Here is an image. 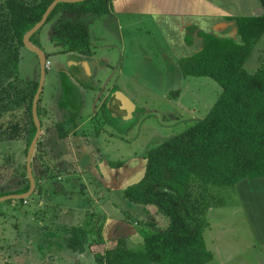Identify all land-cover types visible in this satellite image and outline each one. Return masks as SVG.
I'll return each mask as SVG.
<instances>
[{
    "label": "rangeland",
    "instance_id": "rangeland-1",
    "mask_svg": "<svg viewBox=\"0 0 264 264\" xmlns=\"http://www.w3.org/2000/svg\"><path fill=\"white\" fill-rule=\"evenodd\" d=\"M133 1L149 8L155 4L162 16L177 14L188 18V22L194 20V14H199L203 21L216 9L229 12L226 2L217 0ZM252 1L254 8L245 13L243 8L253 3L234 0L233 14H261L259 4ZM84 20L92 50L91 56H85L88 61H81L91 64L87 78L70 70V62L81 54L65 52L52 42L58 16L48 20L36 35L35 43L48 62L39 101L42 133L33 169L43 194L33 193L25 200L27 203L0 202V264H97L91 252L80 254L68 249L64 238L68 236V225L83 226L92 216L90 211L99 217L102 209L110 222L127 224L136 232L146 233L127 241L130 248L141 251L144 238L166 228L170 221L156 214L151 206L128 201L124 190L143 177L150 150L204 119L222 93V87L211 78L182 75L176 58L192 51L183 45L179 50L171 47L166 33L174 29L167 22H163L162 28L151 16L120 14ZM206 23L209 24L207 20ZM232 27L221 33H231L239 41ZM19 53L18 80L39 81L38 56L25 45ZM183 57L187 56L180 58ZM261 66L264 37L255 44L245 68L253 73ZM174 67L179 70L175 77ZM118 92L135 105L132 116L119 111L114 104ZM26 115L19 110L5 114V118L24 124ZM59 124L64 126L68 140L60 139ZM63 142L67 144L61 146ZM23 144L22 140L0 142V173L5 178L0 179V194L15 191L22 183L26 187L27 157ZM84 150L92 153L87 163L83 161ZM118 174L122 179L115 181ZM100 177L108 180L105 184L110 189L100 183ZM204 188L203 201L208 202V208L201 216L206 224L203 234L206 247L214 256L207 264H264V180L244 179L232 186ZM66 207L75 211V221L65 216L62 209ZM153 218L159 224L154 228L146 226ZM94 222L96 227L102 225L97 219ZM112 235L106 234L110 243ZM90 240L88 236L86 243ZM108 246L103 245L100 251Z\"/></svg>",
    "mask_w": 264,
    "mask_h": 264
},
{
    "label": "trees",
    "instance_id": "trees-1",
    "mask_svg": "<svg viewBox=\"0 0 264 264\" xmlns=\"http://www.w3.org/2000/svg\"><path fill=\"white\" fill-rule=\"evenodd\" d=\"M54 1L0 0V118L19 110L26 112L23 125L11 122L4 131L24 134L27 151L37 131L32 104L39 81L28 85L18 80L19 52L25 34L41 21ZM113 1L59 3L48 18L58 16L59 20L52 42L65 52L91 56L84 19L110 14ZM256 2L261 14L227 18L236 22L238 42L197 31L195 26L187 29L186 43L191 44L197 34L202 49L178 60L180 72L183 76L211 78L222 87V93L204 119L150 150L143 177L124 190L128 201L155 208L156 214L165 216L170 224L146 238L141 251L130 248L125 239H116L101 252L105 245L103 227H96L91 218L83 226L67 229L64 241L68 249L80 254L91 252L97 264H207L213 260L203 234L206 224L201 220L208 208V202L203 201L204 187L264 179V66L253 73L245 68L255 44L264 37V0ZM69 16L72 19L66 20ZM38 32L31 38L36 46ZM40 110L38 107L39 117ZM58 129L60 139L65 140L64 126L59 124ZM25 175L26 187L0 197L26 193L30 181L27 172ZM158 224L153 218L145 225L154 228ZM88 236L91 240L86 243Z\"/></svg>",
    "mask_w": 264,
    "mask_h": 264
},
{
    "label": "crops",
    "instance_id": "crops-1",
    "mask_svg": "<svg viewBox=\"0 0 264 264\" xmlns=\"http://www.w3.org/2000/svg\"><path fill=\"white\" fill-rule=\"evenodd\" d=\"M233 1L234 0H217V2H219V3L226 2L229 12L223 13L222 9H220V8L216 9L217 11H214L211 14H209V18H206L203 21H201L202 19L198 17L199 14L192 15V17L194 19L192 22H188V18L180 17V15H177V14H173V16L168 15V14L166 16H162V13L160 12V10L157 7V5L153 4V5H151L152 8H149L144 3L139 2V1H133V0L130 1V2H129V0H114L113 1V11L110 14L113 17H117L118 14L127 15V16H151L153 21L154 22L156 21L160 25V27H162V28H164L163 27V22H167V24L171 28L174 29V31L172 30L171 32H169V30H168V32L166 33L167 36L170 39L171 47L173 49L175 48V50L176 49L179 50L182 47V45H183V47H186V48L189 47L188 49L192 51L191 53H188L187 55L181 54L180 56H177V58H176V60H177L176 61V65H177L178 60L182 59L180 57H182V56L190 57V56L194 55L195 53L199 52L202 49V39L197 34H194L191 44H187L186 43L185 38H186V35H187V32H188L187 29L189 27L195 26L197 28V31H204L206 33L214 34V35L220 36L222 38H233V39H235L237 41V39L235 37H233L231 33H228V34L226 33V35L221 33L223 31V29H227V28L233 26L232 27V29L234 30L233 35L237 36L238 39H239L238 28H237L236 22L234 20H228L227 19L228 17H239V16H241L240 14H233V12H232V7H233L232 3H233ZM250 2L253 3L252 0H250ZM253 8H254V3L252 5L244 7L242 12L251 13L250 11ZM223 17H226V18H223ZM67 19L68 20L72 19V16L67 17ZM85 19H88L90 21L94 20V19H91L90 17H86ZM206 20L209 22V24L206 23ZM208 27H209V31H207ZM211 28H213V31H211ZM218 32H220L222 35L219 34ZM173 38H176V39L173 41ZM177 41H179V42L177 43ZM36 47H38V46H36ZM172 48H170V49H172ZM85 58H86L85 56L79 55V56H77L76 58H73V59L76 62H81L82 60L88 61ZM183 58H185V57H183ZM174 62H175L174 59H172L171 60L172 65H173ZM174 69H175V71H174V77H175V76H178L179 70L176 69V67H174ZM37 81H38L37 79L31 78V79L28 80L27 84L30 85V84H33L34 82H37ZM84 81H86V80H84ZM114 104H116V103H114ZM40 119H41V116H40ZM41 121H42V119H41ZM71 122L72 121H68V123H71ZM9 123H11V120L8 119L7 117L5 118V115H2L1 118H0V142H12L14 140H18V141L22 140V141H24L23 148L26 151L25 152V156L27 157V153H28L27 146L28 145L26 143L27 142L26 138L23 136L24 134L22 133L23 134L22 135L21 132H20V135H22V136H19V134H13L14 135L13 136L12 134L8 133L7 131L6 132L4 131L5 128H8ZM61 123H63V122H61ZM68 138L69 137H67L65 140H68ZM93 143L96 145L95 142H93ZM65 144H67V143L63 142L61 146H64ZM82 156H83V161H85V163H87V159L92 156V153H91V151L84 150ZM32 168L35 171L34 157H33V160H32ZM119 169H121V168H119ZM27 177H28V175H27ZM120 177L121 176L119 174L116 175L115 181H117ZM0 179H5L4 175H2L1 173H0ZM121 179H122V177H121ZM35 180H36V178H35ZM99 180H100V183L105 188L110 189L105 184V182L106 183L108 182L107 179H105L104 177H100ZM118 183H120V181H118ZM22 188H24L23 187V183L20 185V187H16L15 191H18V190H20ZM15 191H10V192H15ZM35 191L36 192L39 191L40 195L43 194V186L42 185L39 186L37 181H36V189H35ZM35 191H34V193H35ZM60 192H62V191L60 190ZM25 203H27V202H25ZM99 203H100V201H99ZM62 210L64 211L65 216L70 218V220L75 221L77 219L76 218V213L72 209H67V207H66V209H62ZM90 213L92 214V216H90V219L92 218L93 220L97 219L100 222L102 221V225H103L102 232H103V237H104V240H105L104 247L108 246V245H106V242L110 243L108 241L109 239H107V237H106V234L108 232L109 233L111 232L114 235V236L112 235L113 238L111 240L125 239L126 241H128L131 238L134 239V237H136V236H140V237L146 236L145 232H142V233L136 232L135 230L130 229L129 227H126L127 224H122V223H119V222H116V224H115L114 222L113 223L110 222V218L108 217V215L106 214V212L103 209H102V212H100V216L99 217H94L93 216L94 215V211H90ZM103 220H104V222H103ZM135 223H137V222H135ZM74 226H77V225H74ZM70 227H71V225H68L67 229L70 228ZM144 241H145V238H144Z\"/></svg>",
    "mask_w": 264,
    "mask_h": 264
},
{
    "label": "water",
    "instance_id": "water-1",
    "mask_svg": "<svg viewBox=\"0 0 264 264\" xmlns=\"http://www.w3.org/2000/svg\"><path fill=\"white\" fill-rule=\"evenodd\" d=\"M85 0H55L46 10L45 14L43 15L41 21L39 23H37L30 31H28L24 38H23V45H25L27 48H29L32 52H34L39 60H40V66H41V75H40V80H39V86L37 89V92L34 96L33 99V104H32V115H33V120L34 123L36 125L37 131L35 134V137L28 149V153H27V163H26V168H27V175H28V179L30 181V189L23 194H12V195H6L3 197H0V202L3 201H9V200H26L27 198H29L35 191L36 189V180L34 178V174H33V168H32V160L34 157V153L40 138V135L42 133V123L40 120V117L38 115V107H39V101H40V97H41V93L43 90V86L45 83V77H46V72H47V66H48V62H47V56L46 54L39 49L38 47H36L32 42H31V38L33 35H35L43 26L44 24L47 22L50 14L52 13V11L55 9V7L59 4V3H80L83 2ZM70 70L75 72L78 71L84 78L88 77V70H90V65L86 62H70ZM83 80H87V79H83ZM114 103H116L117 108L119 111L129 114V116H132V114L135 111V105L131 103V101L129 99H127L123 93L118 92L116 94V96L114 97Z\"/></svg>",
    "mask_w": 264,
    "mask_h": 264
},
{
    "label": "built area",
    "instance_id": "built-area-1",
    "mask_svg": "<svg viewBox=\"0 0 264 264\" xmlns=\"http://www.w3.org/2000/svg\"><path fill=\"white\" fill-rule=\"evenodd\" d=\"M26 202V201H25Z\"/></svg>",
    "mask_w": 264,
    "mask_h": 264
}]
</instances>
